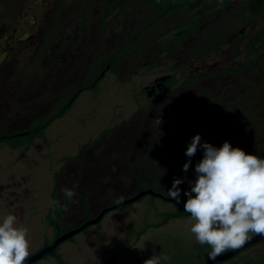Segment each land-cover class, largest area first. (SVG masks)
<instances>
[{
    "label": "rangeland",
    "instance_id": "1",
    "mask_svg": "<svg viewBox=\"0 0 264 264\" xmlns=\"http://www.w3.org/2000/svg\"><path fill=\"white\" fill-rule=\"evenodd\" d=\"M247 1H236L227 12L198 28L171 60L158 53L160 46L170 42L176 25L183 20L193 21L195 15L194 11L167 15L145 31L135 45L124 49L125 57L116 65V75L109 71L95 90L82 93L64 117L53 122L44 137L31 144L22 159L19 158L22 148L13 150L12 145L26 144L27 136L0 144V220L11 213L29 228L31 254L41 248L45 240H53V231L45 218L51 209L50 194L57 184L59 200L64 197V188L74 189L76 193L64 212V226L83 217L90 219L99 203H109L123 188L132 185L134 177L144 181H140L141 187L147 186L149 177L158 178L149 187L164 196L174 178H183L184 183L179 186L183 196L184 191L190 189L189 181L195 179V164L203 156L202 149L198 150L191 158L188 171H183V165L189 159L185 155L187 146L197 133L201 135L202 143L207 141L218 147L219 143L232 140L229 135L219 138L220 132L227 134L226 127L230 133L241 128L240 137L238 132L236 134L238 147L247 153L255 147H264V124H249V113L254 105L259 107L256 112L259 120L264 121V48L257 59L248 57L244 51L246 40L239 46L235 62L249 66L240 69L237 77L223 76L203 80L200 84L194 80L195 85L180 87L175 97L164 95L159 102L168 103L161 108L154 107V102L142 95L143 89L166 74H174L178 81L198 74L195 71L188 74V64L193 65L190 68L194 70V60L204 48L221 44L232 33L240 31L241 37H252L263 28L264 21H258L252 29L253 20H242L240 15ZM70 7L74 13L56 20L57 30L47 40L42 38L33 53L20 59L15 77L6 78L8 82L24 79L25 82L19 83L16 89L24 92L29 100L51 96L50 103L57 100L60 105L65 103L62 99L72 94L79 82H86L96 74L103 60L115 55L137 28L151 22L159 12L146 0L131 1L129 7L121 10L120 17L115 11L105 18L104 0H79L78 4L70 3ZM206 15L207 12L203 16ZM62 35L70 37V43L57 52L59 57H64L65 63L52 67L46 56ZM164 39L167 40L163 42ZM237 41L234 39L222 46L223 63L230 65L228 58ZM153 53L162 57L161 62L152 66ZM213 55L204 57L206 64L213 62ZM221 86L228 87L227 92L222 91L226 87ZM6 99L0 106V131L7 118L14 116L15 105L11 99ZM28 99L25 102H29ZM8 101L9 105L6 104ZM48 101L44 107L37 102L34 110L29 107L25 113L22 111L23 114L17 115L16 120L3 130L10 133L34 126L56 110ZM232 114L238 121L235 127L226 122L233 118ZM157 118H161L159 124ZM81 193L86 194L89 205L84 216ZM132 206L128 212L117 214L118 211H113L103 217L101 224L106 222V233L76 241V245L73 241L63 243L59 250L67 263L101 264L115 258L114 264H143L153 251H162L170 257L165 264H203L209 247H201L195 242L190 233V216L170 221L158 229H148L137 239L147 224H159L164 214L175 212L176 204L145 196L141 203ZM108 222H112L113 227ZM83 235L78 234L74 239L80 240ZM258 254H264V244L250 248L244 256L256 260ZM35 264L56 263L48 258Z\"/></svg>",
    "mask_w": 264,
    "mask_h": 264
},
{
    "label": "clouds",
    "instance_id": "2",
    "mask_svg": "<svg viewBox=\"0 0 264 264\" xmlns=\"http://www.w3.org/2000/svg\"><path fill=\"white\" fill-rule=\"evenodd\" d=\"M161 121H159L160 123ZM158 123V124H159ZM199 133L191 138L183 165L187 172L191 158L202 149L203 156L195 164V179L183 209L192 221L190 233L201 247L208 246L209 259L245 245L254 235L264 236V158L233 147L225 140L220 147L204 141ZM183 178H174L165 195L180 203ZM71 201L74 189H62ZM58 200L51 201L53 207ZM31 254V234L14 214L0 220V264H27ZM170 257L160 251L145 259L143 264H165Z\"/></svg>",
    "mask_w": 264,
    "mask_h": 264
},
{
    "label": "flooded vegetation",
    "instance_id": "3",
    "mask_svg": "<svg viewBox=\"0 0 264 264\" xmlns=\"http://www.w3.org/2000/svg\"><path fill=\"white\" fill-rule=\"evenodd\" d=\"M78 1L79 0H0V106H2L3 103L5 102V98H7L6 100L11 99L10 102L14 103L15 105L12 110L13 111L12 115L14 116H11V119L7 124L14 122L16 120L17 115L19 116L22 115L24 111L29 109V107H31L32 110H34L33 106L37 107L36 105L37 102L42 103L44 107V103H46L45 102L46 100L47 101L48 99L52 100L51 96H48V97L42 96L43 98L41 96L38 98L33 97L34 99L29 100L28 99L29 97L27 98L24 92L22 94V91H19L16 89L19 87L18 85L19 83L21 84L25 82L24 79L23 81L14 80L13 82L12 81L8 82L6 78H12V76L15 77L17 65L20 59L24 58L28 54L33 53L34 49L39 46L42 38L47 40V38L50 37L52 32L57 30L56 20L72 15L74 11L72 12L73 9L70 7V3L71 5H74V4H78ZM173 13L186 14L187 12L184 10V11H178V12H173ZM173 13H170V14H173ZM193 13L195 14V11ZM224 13L225 12L216 13L212 18L204 22L199 28H202L208 23H211L216 17ZM191 22L192 21H189V22L187 21L188 24L186 25V21L183 20L181 24L176 25V28L180 27L181 25H184L183 28L180 27L181 29L175 30L174 33H177L180 30H187L186 27L188 25L190 26ZM196 31L194 32V34L196 33ZM173 34H171V36ZM240 35H241L240 31H238L237 33H232L231 35L226 36L224 41H221V44L214 43L213 45L208 46L209 48L213 47V49H209L208 47L204 48V50L207 48L209 50L206 51L202 55H200V53H202L200 52L196 56L197 59L194 60V62L196 63V65H194L193 67L194 70H191L190 68L193 65L188 64L190 68V69L188 68L187 70L188 74H191V72H194V71L199 72L198 74L196 73V75L191 76L190 79H183L177 82L176 84L169 86L168 83L172 80V76H173L172 73L166 74L165 76H162L160 78H156L148 87L143 89V91H146L147 89L152 88L153 92H152V96L150 97V99L154 102L153 106L156 108L164 107L166 103L168 102H159V100L164 95L170 94L171 98H173L175 97L176 94H178V90L180 87L187 86L188 84L195 85L194 80L196 82L200 81L198 83L200 84L201 82H203V80L218 79L223 76L237 77L240 71V64L235 62V58L239 56V41H240L239 37L241 38ZM249 38L250 37H248V39ZM59 39L60 40L58 41V43L52 44L46 56V60L52 65V67H58L61 64L65 63L64 57L63 56L59 57L57 52L62 51V49L65 48L66 45L70 43L69 36L62 35V38H59ZM191 39H192V36L185 39L182 45L187 44L188 41ZM234 39H238V41L236 42L235 46H233L232 48L231 57L228 58L230 60V65H228V63L226 62L223 63L221 60V58H223V56L225 55V52L222 50V46L228 45ZM152 43H154V41ZM158 45H160V43H158ZM54 53H56V55ZM210 53L214 54L213 55L214 60L212 63L206 64L204 57L207 58ZM153 55H154L153 56L154 63L152 65L154 64L157 65L158 62H161L160 57L162 56L158 55L157 53L156 54L153 53ZM166 59L171 60L172 58L170 57ZM145 61L147 63V60ZM163 77L165 78L164 82H158V83L156 82L157 79H161ZM83 82L84 81L79 82L76 88L80 85V83H83ZM223 87H226V86H221V88ZM227 88L228 87H226L225 89H222V91L227 92ZM232 94H235V92H233ZM70 96L71 94L66 96L65 99H62V101L63 102L66 101ZM27 99L29 100V102H25ZM36 99L39 101H37ZM47 103L49 104L50 102L48 101ZM6 104L9 105V101ZM50 105H54L56 110L60 107L58 100L50 103ZM258 109L259 107L256 108V105H254L249 113V120H251L249 124L252 126L255 125V123L259 124V126L260 125L262 126L264 124V121H260L259 116L256 115V112ZM234 110H235V107H233V111ZM235 113H238V112H235ZM235 113L233 114L235 115ZM228 115L229 114H227V116ZM234 115L230 121L229 120L226 121L230 123L231 126L233 127H235V124L238 122V121L237 122L235 121L236 115L235 116ZM157 120H158L157 123H159L161 118H157ZM4 127H2L1 130H3ZM27 128L29 127L21 128L19 129V131L27 129ZM226 129H227L226 130L227 134L224 135L222 134V132H220L219 138L221 139L222 137L226 135L232 136V140H229V141H232L231 145L233 147H238V144H236L235 141L242 134V129L241 128L237 129L238 130L237 132L239 133L237 135L238 137L236 136L237 132L232 131L230 133L229 131L230 129H228L227 127ZM15 131H18V130H15ZM220 146H222V144L220 145L219 143L218 147ZM249 153L255 154L261 158H264V147L262 149L261 148L258 149L257 147H255V149H253ZM71 202L72 201L68 202L67 207L71 204ZM100 209L95 210L93 212V215L98 214ZM82 216H83V210H82ZM85 220H86L85 217H83L82 219H79L77 225L82 224L83 222H85ZM261 244H264V241L256 245L258 246ZM254 246H251L248 249H245L244 251H242L236 257H234L233 259L229 261L216 262L215 264H261L264 261V259H260L263 254L262 255L258 254L256 258L257 261L255 259H247L244 256V254L247 253L250 250V248ZM204 262H205V259L203 261V264Z\"/></svg>",
    "mask_w": 264,
    "mask_h": 264
},
{
    "label": "trees",
    "instance_id": "4",
    "mask_svg": "<svg viewBox=\"0 0 264 264\" xmlns=\"http://www.w3.org/2000/svg\"><path fill=\"white\" fill-rule=\"evenodd\" d=\"M133 0H104L105 5H106V12H105V18H108L113 14V12L116 11L117 16H121V10L125 9L126 7L130 6V3ZM147 3H150V5L155 6L156 9L159 11L156 17L149 23H146L143 27L137 28L136 31H134L131 36L127 39L125 44L123 46H120L118 48V51L115 55H113L110 59H105L100 65V68L98 72L93 75L88 81L80 83V85L72 92L71 96L63 103L60 105V107L55 110L51 115H46L41 120L35 124L32 127H29L27 129L21 130V131H14L11 133L5 132L1 130L0 132V144L3 143H9L11 140L19 138L18 134L19 133H27L25 136H27L28 142L26 144H19V145H12V149H20L22 148L21 152L19 153V158L22 159V157L27 153V151L30 149L31 144L38 139H41L44 137V134L46 130L50 127V125L55 122L58 119H61L64 117V115L71 109L73 104L76 102V100L80 97V95L86 91L90 90H95L97 88V85L99 82L105 77V75L111 71L114 73V75L117 74L116 70V65L120 63V61L125 57L123 53L124 49L129 48L133 45L136 44L137 40L143 34L145 31L149 30L153 25H156L159 21H161L164 17H166L168 14L173 13V12H178V11H186L187 13H192L195 11V21L193 20L186 28L187 30H180L177 33H174L171 37L170 44H163L161 45V48L159 50V54H165V57L170 58L172 57L175 52L181 47L182 43L185 41V39L189 38L190 36L193 35V33L198 30V28L206 21H208L210 18H212L216 13L220 12H227L228 9L232 6L235 5V1L237 0H146ZM163 6V7H162ZM218 8V11L213 13L212 15L208 17H204V13L208 11H212ZM241 18L244 21H249L253 20L254 24L252 26V29L255 27V24L258 21H264V0H249L246 2L243 6V10L241 12ZM189 22V21H188ZM188 23L186 22V25ZM184 25H181L180 27L183 28ZM180 27L176 28L181 29ZM189 27V28H188ZM246 40V45L244 48V51L246 52V55L249 57L254 56L255 59L260 55V52L264 48V27L261 28L257 33H255L252 37L248 39V36H244L240 38L239 41V46L243 41ZM165 42V39L164 41ZM213 49V47L209 48ZM207 49L203 50L200 55L204 54ZM200 57V56H199ZM146 63V62H144ZM264 67V62L262 63ZM153 66V65H152ZM249 66L248 63L243 64L240 66V69ZM178 81V78L173 74L172 80L168 83V85H174ZM142 95L150 99L146 91L142 90ZM258 108V107H257ZM11 117H8L5 123L3 124V127L6 126V124L10 121ZM70 160V159H68ZM148 179L149 182L147 183L146 187H141L139 185L140 181L142 180L141 178L138 177L137 181V186H138V192L141 190H147V189H152V183L157 182L156 177H149ZM143 181V180H142ZM148 181V180H146ZM144 182V181H143ZM151 186L149 187V185ZM59 186L54 187L52 190L50 196H51V201L53 200H58L59 203L53 207L51 204V209L49 210L45 220L47 225L52 229L53 231V240L48 241L45 240L43 242L42 247L51 244L57 237L63 235L69 230H72L75 227H68L67 229H62L61 228V222L63 220V215L64 211L67 207V204L69 200L65 198L64 200H59ZM137 192V193H138ZM82 195V201H81V207L83 210V216L86 214L88 211V199L86 194L81 193ZM135 195V194H134ZM134 195H129L125 197L124 199H127L129 197H132ZM186 196H181L180 197V203H177V210L175 212H169L164 214V218L160 221L159 224L151 226L154 229H158L161 227H164L167 225V223L173 219H184L186 217H189L187 212L184 211L183 209V199H186ZM121 199V200H124ZM121 200L114 202L112 204L106 205L105 207L111 206L115 203L120 202ZM143 200L140 199L138 202H141ZM133 205V204H132ZM131 206V205H129ZM129 206H124L122 208H119L118 210H122L125 208H128ZM101 208L100 210H102ZM99 210V211H100ZM95 216V215H94ZM90 219L92 217H89ZM100 222L98 223V225ZM97 225V226H98ZM148 227V226H147ZM147 227L143 228L139 233L137 239H139L146 231ZM88 229L84 230L82 233H86ZM74 237L71 238L69 241H73ZM41 247V248H42ZM60 247V246H59ZM59 247L53 251L52 255H47L44 257V260L51 258L55 261L56 264H67L65 260L63 259L62 255L59 253ZM41 248H39L37 251H39ZM210 250V248H209ZM35 251V252H37ZM260 259H264V254L261 256ZM115 263V258L109 259L105 261L104 263L101 264H114Z\"/></svg>",
    "mask_w": 264,
    "mask_h": 264
},
{
    "label": "water",
    "instance_id": "5",
    "mask_svg": "<svg viewBox=\"0 0 264 264\" xmlns=\"http://www.w3.org/2000/svg\"><path fill=\"white\" fill-rule=\"evenodd\" d=\"M164 81H165L164 77L156 80L157 83L158 82H164ZM152 92H153L152 88L146 90V94L149 98L152 96ZM26 134L27 133H20L18 136L23 137ZM145 196H150L152 198H158V199H161L163 201L177 205L176 201L172 200L171 198H167L166 196H164L160 193H157V192L150 190V189L142 190L132 197L121 200L118 203H115L111 206L103 208L102 210H100L98 212V214H96L95 216L93 215L91 219H88L87 221L83 222L79 226H76L72 230H69L66 233H64L63 235L57 237L51 244L46 245V246L42 247L39 251L31 254L28 258L27 264H35V263L43 260L45 256L52 255L53 251L55 249H57L59 246H61L63 243L69 241L71 238L77 236L78 234H81L84 230H86L92 226H95L99 222H101V220L103 219V217L106 214L113 212V211H116L119 208H122L124 206H129V205L135 204L136 202H138L140 199H142ZM262 241H264V236L254 235L241 248L236 249V250H229L226 253L222 254L221 256L217 257L215 260L209 259L208 255H207V257L205 258L204 264H215L216 262L229 261V260L233 259L234 257H236L239 253H241L245 249H248L249 247L254 246V245H256ZM209 251H211V249Z\"/></svg>",
    "mask_w": 264,
    "mask_h": 264
},
{
    "label": "crops",
    "instance_id": "6",
    "mask_svg": "<svg viewBox=\"0 0 264 264\" xmlns=\"http://www.w3.org/2000/svg\"><path fill=\"white\" fill-rule=\"evenodd\" d=\"M238 1V0H237ZM236 2V1H235ZM232 6H234V5H232ZM217 11H218V8H217ZM216 10H212V11H208L207 13H208V15H206V16H204V17H208V16H210V15H212L213 13H215V12H217ZM255 60V59H254ZM29 151V150H28ZM28 151H27V153H28ZM26 153V154H27ZM25 154V155H26ZM24 155V156H25ZM137 179H138V177H134L133 178V182H132V185L130 186V187H127L126 189L125 188H123V190L121 191V192H119V193H117V195H115V197L113 198V199H111V200H109V203H99V207L98 208H96L95 210H97V209H100V208H103L104 206H106V205H109V204H112V203H114V202H117V201H119V200H121V199H123L124 197H127V196H129V195H133V194H136L137 192H138V186H137V183H138V181H137ZM66 197L64 196L63 198H62V200H64ZM82 199V198H81ZM139 203H141V202H139ZM136 205H138V204H136ZM136 205H134V206H136ZM134 206H129L128 208H125V209H122V210H116V211H118L117 212V214H121V213H125V212H128L130 209H132ZM94 212V211H93ZM82 219V218H81ZM185 219V218H184ZM174 220H181V219H173V220H171V221H174ZM63 221V220H62ZM79 221V220H78ZM78 221L77 222H75V223H72V222H67V223H65V225L63 226L62 225V222H61V228L62 229H67L68 227H70V226H72V227H75L76 225H77V223H78ZM170 222V221H169ZM105 223L106 222H104V223H102L101 224V222H100V224L98 225V226H95L94 228H90V229H88L87 230V232L86 233H84V235L82 236V237H80V240L79 239H77V240H75V239H73V244H75L76 243V241H79V242H82V240H85V239H89L90 240V238H92L95 234L96 235H100V234H104V233H106L105 232V230H104V225H105ZM110 223H112V222H108V225H111L112 227H113V225L112 224H110ZM114 223V222H113ZM146 226H148L147 228L148 229H151L152 227L150 226V224H147ZM166 226V225H165ZM106 228H107V224H106ZM147 229V230H148ZM116 231V230H115ZM76 245V244H75ZM59 253L62 255L63 253L59 250ZM62 257H63V259H64V256L62 255ZM65 260V259H64ZM65 262L67 263V261L65 260ZM68 264V263H67Z\"/></svg>",
    "mask_w": 264,
    "mask_h": 264
}]
</instances>
